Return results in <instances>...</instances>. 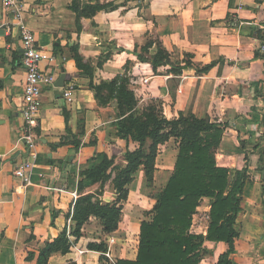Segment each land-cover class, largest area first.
<instances>
[{"label": "crops", "instance_id": "crops-1", "mask_svg": "<svg viewBox=\"0 0 264 264\" xmlns=\"http://www.w3.org/2000/svg\"><path fill=\"white\" fill-rule=\"evenodd\" d=\"M71 2L21 0L27 28L40 50L53 58L42 62L41 70L53 74L56 82L65 75L63 87L42 89L32 185L22 188L13 174L27 161L20 141L24 126L19 113L24 84L22 50L18 31L10 29L11 17L0 0V264H36L44 243L63 232L71 243L70 251L52 254L47 264H102L100 253L87 247L107 238L114 241L110 246L114 261H135L139 226L150 219L156 201L144 209L148 215H124L131 194L136 193L132 188L146 186L141 168L128 186L115 232L88 233L93 220L99 223L91 217L79 239L72 235L76 200L99 189L98 184L83 181L82 194L78 193L82 174L95 169L102 156L124 168V154L137 148L117 137L119 111L113 105L117 102L101 106L90 88V84L98 86L116 77L128 80L138 103L156 102L169 121L192 113L197 119L228 125L215 151L216 163L230 170L247 168L234 225L233 262L264 264V60L255 58L264 45L253 33L255 28L264 29V0H142L141 7L102 11L79 23L69 8ZM154 38L172 65L189 67L176 74L165 66L156 74L149 64L139 62L135 52L140 54ZM73 48L91 74L77 68ZM206 66L208 70L200 73ZM68 86H73L71 103L62 96ZM171 141L174 149L168 154ZM177 152L178 142L173 138L159 147L156 188L163 190L167 184ZM168 155L172 156L170 167H158V161ZM106 194L111 203L115 191L109 183L99 198ZM209 211L210 200L204 198L193 216L192 233L206 234ZM205 248L208 253L200 264H215L227 247L206 242Z\"/></svg>", "mask_w": 264, "mask_h": 264}, {"label": "trees", "instance_id": "trees-1", "mask_svg": "<svg viewBox=\"0 0 264 264\" xmlns=\"http://www.w3.org/2000/svg\"><path fill=\"white\" fill-rule=\"evenodd\" d=\"M121 7L124 6H113L111 3L81 5L79 0H72L69 8L75 13L79 23L81 18L91 19L107 8L114 11ZM253 33L260 45H264V29L255 28ZM153 45H156V51L148 58L146 56ZM72 54L77 68L87 75L91 74L90 68L82 63L76 48L72 49ZM135 55L139 62L149 64L156 74L165 66H170L172 73L176 74L189 67L188 64L184 67L172 65L168 54L155 42H148L141 48V53L135 52ZM255 58L264 60L260 49L255 52ZM207 70L206 66L200 73ZM128 84L127 79L120 77L98 86L90 84L101 106L114 100L117 102V137L127 143H135L137 148L124 154V168L115 164L114 159L102 156L95 169L82 174L84 179L79 183L78 193L82 194L83 181L90 185L98 184L99 189L93 194L80 195L76 200L71 215L75 224L73 237H81L82 228L91 217L99 221L104 235L115 232L121 219L122 204L128 199V186L133 182L135 174L141 168L146 182L150 184L154 178L158 149L173 138L178 142L173 172L156 198L150 219L141 222L139 226L136 259L116 260L114 264H200L208 253L206 242L223 243L227 247L215 264H234L232 256L237 238L234 225L240 212L247 168L242 171L230 170L219 167L216 163L215 151L228 125L197 119L192 113L179 114L169 121L154 101L138 109V100L128 89ZM244 160L247 164V154ZM106 183L115 191V199L104 204L99 197L102 196ZM204 198L210 200L209 223L205 235H196L191 232L192 219ZM70 248L71 243L63 232L52 241L44 243L36 264H47L52 254L65 255ZM87 248L101 254L100 263L103 260L107 262L103 256L106 252L103 241L91 243ZM32 258L29 255L28 259Z\"/></svg>", "mask_w": 264, "mask_h": 264}, {"label": "built area", "instance_id": "built-area-1", "mask_svg": "<svg viewBox=\"0 0 264 264\" xmlns=\"http://www.w3.org/2000/svg\"><path fill=\"white\" fill-rule=\"evenodd\" d=\"M2 7L10 17V29L15 28L20 37L22 50L21 63L24 69L23 95L19 108L20 116L24 126L20 141L27 155V161L18 166L14 171V176L20 180L21 187L26 188L32 185V171L35 166L36 155V136L35 128L38 126V115L41 107V94L44 87H55L56 77L53 74H45L40 66L44 61L52 62L53 58L45 55L37 45L35 35L27 28L24 21V7L21 0H1ZM9 27L6 31L8 32ZM260 50L264 52V47ZM147 80H144L146 83ZM73 86L63 88V99L66 103L72 101ZM113 239L107 241V250L103 254L111 264L114 258L111 255L110 246Z\"/></svg>", "mask_w": 264, "mask_h": 264}, {"label": "rangeland", "instance_id": "rangeland-1", "mask_svg": "<svg viewBox=\"0 0 264 264\" xmlns=\"http://www.w3.org/2000/svg\"><path fill=\"white\" fill-rule=\"evenodd\" d=\"M79 1H80L81 5H86V4L105 5L107 3H111L113 6L122 5L128 9H131L132 7H141V3H139V1H132V0H79ZM107 11H109V8L106 9V12ZM155 41L158 42V40L156 38H154L152 42L154 43ZM155 51H156V48L154 50H152L151 52H149L150 55L149 56L147 55L146 57H148V58L151 57L155 53ZM158 73H159V71H158ZM135 93H136V91H135ZM142 106H144V105L138 103L137 108L141 109ZM174 143H175L174 141H171L170 145H167L166 149L168 150V152H167L168 154L172 153L171 151L174 149ZM171 162H172V156L170 157L168 155L165 159L159 160L157 163V166L158 167L159 166L170 167ZM230 169H232V168H230ZM159 182L160 181H158V183ZM132 190H133V192L136 190V193L131 194V197L129 198V202L127 203V206L124 207V215H133L134 214V217L140 218L141 216H145V215L149 214L148 212H145L144 209H150L151 208L152 201L156 200V198L160 194L162 188L160 189V188H156L154 186V178H153V181L150 184H148L146 182L145 187L140 188L139 184H136V186H134L132 188ZM94 192H96V191H94ZM99 200L102 201V203L103 202L108 203V202H110V196H109V194H106L103 197L99 198ZM88 230H89L88 233L99 234V233H101L100 224L93 220V222L89 225ZM106 237H109V236H106ZM130 240L131 241L133 240L132 237H130ZM107 241H108V238L104 240L106 250H107ZM102 264H111V262L107 259V262H105V260H103Z\"/></svg>", "mask_w": 264, "mask_h": 264}, {"label": "water", "instance_id": "water-1", "mask_svg": "<svg viewBox=\"0 0 264 264\" xmlns=\"http://www.w3.org/2000/svg\"><path fill=\"white\" fill-rule=\"evenodd\" d=\"M64 79H65V75L62 74V75L60 76V78L58 79V81L55 83V87H57V88H61V87H63V85H64ZM113 105L117 106L116 103H114Z\"/></svg>", "mask_w": 264, "mask_h": 264}]
</instances>
